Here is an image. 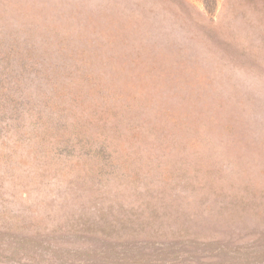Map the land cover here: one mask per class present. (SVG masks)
Instances as JSON below:
<instances>
[{
    "label": "rangeland",
    "instance_id": "1",
    "mask_svg": "<svg viewBox=\"0 0 264 264\" xmlns=\"http://www.w3.org/2000/svg\"><path fill=\"white\" fill-rule=\"evenodd\" d=\"M0 264H264V0H0Z\"/></svg>",
    "mask_w": 264,
    "mask_h": 264
}]
</instances>
